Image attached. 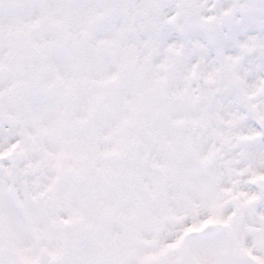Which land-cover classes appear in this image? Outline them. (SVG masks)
Masks as SVG:
<instances>
[{"label": "snow or ice", "instance_id": "1", "mask_svg": "<svg viewBox=\"0 0 264 264\" xmlns=\"http://www.w3.org/2000/svg\"><path fill=\"white\" fill-rule=\"evenodd\" d=\"M0 264H264V0H0Z\"/></svg>", "mask_w": 264, "mask_h": 264}]
</instances>
